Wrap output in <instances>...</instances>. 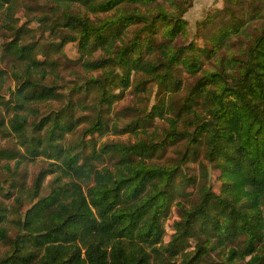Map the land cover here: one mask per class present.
<instances>
[{
    "label": "trees",
    "instance_id": "1",
    "mask_svg": "<svg viewBox=\"0 0 264 264\" xmlns=\"http://www.w3.org/2000/svg\"><path fill=\"white\" fill-rule=\"evenodd\" d=\"M157 1L53 0L51 19L35 17L57 37L58 41L49 44L53 52H61L68 42L79 41L83 66L102 74L97 78L92 75L88 82V87L95 85L101 92V106L114 96L110 94L113 87L126 88L131 84L132 72L143 74L141 85L156 79L169 92L166 99H160L144 116L151 121L163 118L168 125L161 132L154 131L147 139L135 143H108L87 156L89 162L92 157L111 153L117 158L114 169L81 164V153L76 147L58 144V134L70 132L75 126L72 122L75 103L71 100L54 113L33 121L31 136L27 134L30 121L26 106L33 108V104L60 99L57 85L44 83L48 75L57 72V62L47 53L44 59H39L36 42H22L28 28L7 24L15 33L4 44L5 54L25 66L14 103L4 102L0 96V104L7 105L10 115L8 132L28 155H46L54 160L51 169L41 171L35 178V196L39 195L47 173L56 176L51 192L36 201L30 198L31 206L24 218L11 221L18 228L13 238L3 225L12 211L0 206V239L9 241L11 247L0 258V264H196L214 250L223 253V264H237L247 256H250L248 264H264V25L261 34L242 54L243 58L235 61L217 57V70L202 69L203 56L212 57L213 51L195 47L193 43L175 50L161 43L158 45L161 55L155 59L134 57L140 45L137 40L112 49L109 42L114 34L107 35L104 31L121 20L122 28L131 22H145V28H152L160 20L167 24L169 39L183 30L185 1L162 0L174 12L160 9V5L150 8ZM239 1H228V7H223L230 17L218 22L217 29L223 30V35L239 26L237 18L243 12L234 9ZM16 2L0 0V10L6 11L8 22L11 18L16 21L13 15ZM76 2L92 11H111L128 2L146 5L147 10L137 7L124 10L122 5L119 14L96 26L71 9ZM58 12L64 20L62 27H70L68 31L56 21L54 16ZM211 25L210 21L202 26L204 41L213 37ZM91 40H95V46L115 53L109 52L96 60L86 58ZM180 62L191 75H200L176 99L173 94L180 93L182 83L174 77V68ZM230 62L240 64L230 67ZM116 67L122 68L123 74ZM32 110L27 109L28 113ZM103 110L86 128L87 133L100 129ZM173 145L175 157L162 163L154 161ZM20 154V150L0 148V159H13ZM189 162L198 164V174L188 172ZM5 166L10 170L8 162ZM211 169L220 173L218 191L212 183ZM15 201L25 202L20 196ZM173 202L179 219L174 222L171 240L165 243L163 219ZM190 239L196 241L194 250H188ZM179 257L181 261L177 262Z\"/></svg>",
    "mask_w": 264,
    "mask_h": 264
},
{
    "label": "rangeland",
    "instance_id": "2",
    "mask_svg": "<svg viewBox=\"0 0 264 264\" xmlns=\"http://www.w3.org/2000/svg\"><path fill=\"white\" fill-rule=\"evenodd\" d=\"M185 1L184 7L187 9L182 16L186 22L183 30L172 39L167 36V24L157 20L152 28H145V22L128 23L124 28L123 20L111 24L104 32L105 34H114L111 37L109 44H112V49H118L121 45L130 44L132 41L137 40L139 46L137 47L134 57L142 56L144 59L158 58L161 53L158 45L166 43L175 50L176 48L193 43L195 47L206 48L212 50V57L202 58V69L208 70L209 68L217 70L218 61L217 57H225L227 60L233 59L237 61L242 57V54L247 51L249 44L258 37L264 25V13L257 6V1L240 0L238 5H235L236 10L241 11L238 16L239 26H235L227 30L226 35H223V30L217 29L218 24L222 20H227L228 11L223 7L229 5L227 3L231 0H183ZM234 1V0H233ZM244 1H247V3ZM249 1V4H248ZM226 2V3H225ZM130 3V2H128ZM122 5L123 9L133 10L135 7L140 8L141 11H146L147 6L138 3ZM190 4V6H189ZM6 3L3 8L6 7ZM53 0H17L13 7V15L16 21L10 19L5 15L4 10H0V96L4 98V102L16 99L17 89L22 82V75L24 74V64L12 58V56L5 54L4 44L14 37L15 29L12 30L8 25L13 27L24 26L25 31L22 42L24 43H37V57L39 59L45 58V53L52 55V60L57 62V72L48 75L44 83L56 84L58 92H61L60 99L54 101H46L33 104V108L26 106L25 111L29 115V131L32 128L31 123L38 121L42 116L54 113L65 103L71 100L75 103L73 109L72 122L75 124L70 132H60V138L57 140L58 144L63 147L74 146L76 151L80 152L79 162L82 164H92L94 167L102 168L109 167L114 169L113 163L117 160L116 156L109 153L103 154L100 157H92L89 162L87 156L93 152V149L100 151L101 147L108 143H135L146 137L154 131L161 132L163 126L168 125L163 118H155L152 121L144 119L145 114L151 110L160 99H166L169 92L166 87L158 80L152 79L141 85L144 79L143 74L134 75L132 72L131 84L126 88L113 87L110 94V102H105L101 106V92L92 84L88 87L90 77H100L102 74L98 71L87 70L83 66L82 52L79 47V41H71L65 44L61 52H53L51 45L52 41H58L57 37L52 34L51 30L45 28V24L39 22L35 17L52 18ZM120 5V7L122 6ZM150 8H155L160 5V9L165 8L167 11L174 12L173 7L165 1L158 0L152 3ZM249 5V6H248ZM66 4L62 5L65 8ZM150 6V5H149ZM119 7V8H120ZM119 8L112 9L111 11H92L80 2L73 4L71 9L87 17L90 22L96 26L100 25L106 18H114L119 14ZM149 9V8H148ZM159 9V10H160ZM151 10V9H149ZM159 10H153L158 12ZM218 10H222L218 14ZM260 10V11H259ZM260 13V15H259ZM263 14V15H262ZM61 12L55 14L56 21H60V28L68 31L70 27H62L64 20L60 17ZM212 22L211 27L214 29L213 37L211 40L204 41L205 32H201L202 26L206 22ZM219 22V23H218ZM95 40H91L90 45L86 48L87 52L85 57L90 60L107 56L109 52L115 53L114 50H103L101 46H95ZM196 53L203 55L206 52ZM240 57V58H238ZM240 62L228 63V66L234 67L239 65ZM120 74H123L122 68L116 67L115 69ZM201 73V71H200ZM19 75V77H16ZM21 75V76H20ZM200 75V74H199ZM191 75L188 71L184 70L181 62L177 63L174 68V77L181 81L182 88L180 93H174L173 96L177 97L183 95L188 86L195 82L199 76ZM37 75L36 78H38ZM169 85V84H167ZM99 105V106H97ZM27 109H33L32 113H28ZM37 112H35V110ZM100 109L103 110V123L100 129L87 133L88 128L96 119ZM53 115V114H52ZM9 114L6 104H0V148H5L11 151L20 150L22 154L13 159H0V206H7L8 210L12 213L8 214L4 222L7 229V235L11 238L15 237L18 233V228L12 220L23 219L26 210L31 206L29 199L32 198L36 201L39 197L47 196L51 192L54 183L52 182L56 173H47L44 181L42 182L40 193L38 196L33 194L34 180L37 175L46 169H51L53 166L52 158L46 155L31 156L25 153V148L18 145L15 136L9 133L8 120ZM148 132V133H147ZM43 134V131L42 133ZM175 145L170 146L168 150L164 151L160 157L155 158L156 162H164L171 157H175ZM10 164V170L5 166L6 163ZM61 164V162L56 161ZM188 172L198 174V164L189 162ZM89 166V165H87ZM12 172V173H11ZM219 171L211 169L212 183L215 190H219L221 180L219 179ZM12 177V178H10ZM63 181H68L63 178ZM16 184L15 186H13ZM84 189H86L84 187ZM191 190V187L188 188ZM20 196L25 202L19 204L15 201V197ZM179 219V212L177 206L172 204L171 211L168 216L163 219L165 227V235L163 240L165 243L171 240V235L174 232V222ZM195 239H190V247L188 250H194ZM10 243L7 240L0 239V258L3 257L10 249ZM224 255L219 251H211L209 256H205L202 261L196 264H223ZM250 256L242 260H238L237 264H248ZM177 262L181 261V257L176 259ZM262 264V263H260Z\"/></svg>",
    "mask_w": 264,
    "mask_h": 264
},
{
    "label": "crops",
    "instance_id": "3",
    "mask_svg": "<svg viewBox=\"0 0 264 264\" xmlns=\"http://www.w3.org/2000/svg\"><path fill=\"white\" fill-rule=\"evenodd\" d=\"M254 1H257V6L262 10H264V0H254ZM260 11V10H259ZM264 13V11H263ZM260 15V13H259ZM263 15V14H262Z\"/></svg>",
    "mask_w": 264,
    "mask_h": 264
}]
</instances>
